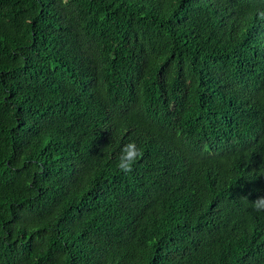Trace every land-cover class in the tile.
<instances>
[{"label":"trees","instance_id":"trees-1","mask_svg":"<svg viewBox=\"0 0 264 264\" xmlns=\"http://www.w3.org/2000/svg\"><path fill=\"white\" fill-rule=\"evenodd\" d=\"M259 197L264 0H0V264H264Z\"/></svg>","mask_w":264,"mask_h":264},{"label":"clouds","instance_id":"clouds-1","mask_svg":"<svg viewBox=\"0 0 264 264\" xmlns=\"http://www.w3.org/2000/svg\"><path fill=\"white\" fill-rule=\"evenodd\" d=\"M142 154V151L137 147L135 142L124 145L117 164L118 169L125 174L132 172L133 166L142 157ZM252 207L256 212H264V197H259L252 202Z\"/></svg>","mask_w":264,"mask_h":264}]
</instances>
